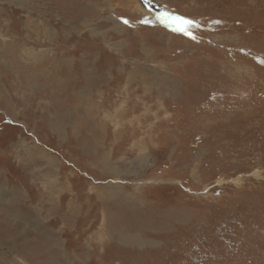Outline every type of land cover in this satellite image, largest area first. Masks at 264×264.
<instances>
[{
  "label": "rangeland",
  "instance_id": "obj_1",
  "mask_svg": "<svg viewBox=\"0 0 264 264\" xmlns=\"http://www.w3.org/2000/svg\"><path fill=\"white\" fill-rule=\"evenodd\" d=\"M250 258L264 0H0V264Z\"/></svg>",
  "mask_w": 264,
  "mask_h": 264
},
{
  "label": "snow or ice",
  "instance_id": "obj_2",
  "mask_svg": "<svg viewBox=\"0 0 264 264\" xmlns=\"http://www.w3.org/2000/svg\"><path fill=\"white\" fill-rule=\"evenodd\" d=\"M157 19L167 25L169 28H172L173 31L182 32L188 35H191V33L188 32V26H198L194 20L182 17V16H174L170 13H161ZM125 24L128 23L127 20H123ZM145 23H148V21H144ZM193 39L195 37H192Z\"/></svg>",
  "mask_w": 264,
  "mask_h": 264
},
{
  "label": "flooded vegetation",
  "instance_id": "obj_3",
  "mask_svg": "<svg viewBox=\"0 0 264 264\" xmlns=\"http://www.w3.org/2000/svg\"><path fill=\"white\" fill-rule=\"evenodd\" d=\"M241 260H242V258L239 259V262H240V263H241ZM239 262H238V263H239ZM252 262H253V261H252L251 258H250L249 260L246 259V263H247V264H250V263H252ZM256 262H257L256 264H258V260H256ZM252 264H253V263H252ZM259 264H264V259H261L260 262H259Z\"/></svg>",
  "mask_w": 264,
  "mask_h": 264
},
{
  "label": "bare ground",
  "instance_id": "obj_4",
  "mask_svg": "<svg viewBox=\"0 0 264 264\" xmlns=\"http://www.w3.org/2000/svg\"><path fill=\"white\" fill-rule=\"evenodd\" d=\"M16 209V208H15ZM35 223V222H34Z\"/></svg>",
  "mask_w": 264,
  "mask_h": 264
}]
</instances>
